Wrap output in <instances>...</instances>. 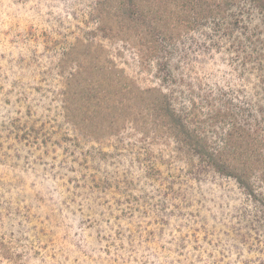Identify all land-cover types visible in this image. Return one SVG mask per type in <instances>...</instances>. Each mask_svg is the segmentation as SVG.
I'll list each match as a JSON object with an SVG mask.
<instances>
[{
    "label": "rangeland",
    "instance_id": "374dc122",
    "mask_svg": "<svg viewBox=\"0 0 264 264\" xmlns=\"http://www.w3.org/2000/svg\"><path fill=\"white\" fill-rule=\"evenodd\" d=\"M99 1L0 0V264H264V207L192 161L140 92H170L218 145L216 110L260 120L264 13L244 0L240 23L181 27L164 82L158 58L142 63L145 28ZM84 86L101 89L90 120L112 125L96 134L80 95L69 112Z\"/></svg>",
    "mask_w": 264,
    "mask_h": 264
},
{
    "label": "trees",
    "instance_id": "16d2710c",
    "mask_svg": "<svg viewBox=\"0 0 264 264\" xmlns=\"http://www.w3.org/2000/svg\"><path fill=\"white\" fill-rule=\"evenodd\" d=\"M243 1L100 0L99 4L105 18L111 13L112 17H115L116 12H119L123 19L127 20L128 25L131 24L132 27L136 25L140 29L145 28L141 35V39L145 42V48L142 49L140 55L143 58L142 63L158 58L157 64H162L160 66L161 77L164 82H167L172 77V69L168 64V59L163 58L165 56L163 51L173 42L176 32H181L182 28L195 29L209 22H214L218 27L219 20L228 17H231L233 24H237L239 17L234 14L233 7H240ZM250 2L264 13V0H250ZM100 92L101 89L99 90L98 87L88 86H84L80 91L73 87L70 91L72 105L69 107V112L73 114L72 117L76 118L82 112L81 107L73 105L74 97L80 95L86 100L84 103L87 108L84 112L86 119H83L81 126L79 125L84 132L96 134L112 126L90 120L95 114L88 110L95 105L93 98L100 96ZM140 92L141 94L144 92L155 94L154 98L145 102L149 111H146L147 114L150 113L155 117L153 123L156 124L159 121L171 130L177 144L182 149H187L192 161H203L219 174L233 176L246 193L264 207V193L260 189L261 182H264V112L260 120L253 122L251 118H248L249 116L241 117L246 114L245 112L235 110L231 106L216 110L210 115L212 126L218 123L228 124L222 142L218 145L208 137L205 131L197 128L195 117H192V114H187L183 110L179 111L175 107L170 92L164 93L160 89L158 91L157 88H145ZM101 94L107 96L109 93ZM258 219H261L260 216Z\"/></svg>",
    "mask_w": 264,
    "mask_h": 264
}]
</instances>
